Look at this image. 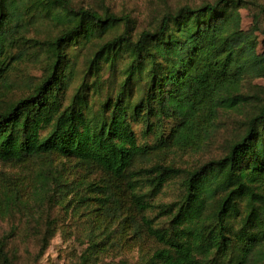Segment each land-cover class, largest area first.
Returning a JSON list of instances; mask_svg holds the SVG:
<instances>
[{"label": "trees", "instance_id": "16d2710c", "mask_svg": "<svg viewBox=\"0 0 264 264\" xmlns=\"http://www.w3.org/2000/svg\"><path fill=\"white\" fill-rule=\"evenodd\" d=\"M245 4L256 8L248 30ZM45 22L59 34L28 37ZM135 30L107 7L0 0V165L10 168L0 170V264H15L17 234H43L40 257L63 219L82 211L97 214V234L109 239L139 216L157 245L144 264L264 261V92L250 83L264 77V7L186 5ZM21 62L40 63L42 75L8 101ZM236 114L242 129L220 157L189 170L148 163L154 153L203 152L221 117ZM137 125L151 145L138 143ZM55 159L98 178L65 175ZM171 182L176 198L158 202ZM124 200L137 217L124 215Z\"/></svg>", "mask_w": 264, "mask_h": 264}, {"label": "rangeland", "instance_id": "374dc122", "mask_svg": "<svg viewBox=\"0 0 264 264\" xmlns=\"http://www.w3.org/2000/svg\"><path fill=\"white\" fill-rule=\"evenodd\" d=\"M75 6L91 8L101 12L108 8L117 15L129 16L135 23V32L138 33L152 26L164 12H173L182 6H199L203 2L215 0H71ZM264 7V0H254ZM252 5L240 6L238 14L241 28L248 30L252 24L251 15L255 12ZM29 31L28 37L47 39L54 38L60 32L49 22L38 23ZM264 40V36L258 35V41ZM261 51V48L259 49ZM42 75V65L33 62H21L9 79L13 84L10 91L4 95V99L13 101L26 95L29 84L38 76ZM254 87L264 92V77L250 80ZM3 97V96H2ZM244 116V115H243ZM243 116L223 115L220 119V129L214 139L203 152H173L154 153L148 163L163 161L174 164L181 169H194L204 162L223 155L225 146L235 134L242 129ZM245 118V116H244ZM138 143L141 145L153 143L151 136L142 133L140 125L134 126ZM241 132V131H240ZM62 163L65 175L79 176L84 178H98L94 170H87L74 161L55 159V164ZM0 170L10 171L7 166L0 165ZM177 183L171 182L158 196V202H170L176 198ZM124 200V215L132 218L137 213L128 206ZM126 209L129 211L126 212ZM96 213L87 214L82 211L81 215L65 217L54 237L49 242L46 251L39 257V238L43 234H17L10 242L12 252L16 253L15 264H144L154 253L157 245L148 237L146 231L138 224L128 223L127 229L122 234H115L114 238L108 235L97 234ZM5 222H0V229L5 227ZM97 243V246H91ZM91 244V245H90ZM264 264V261L261 263Z\"/></svg>", "mask_w": 264, "mask_h": 264}]
</instances>
